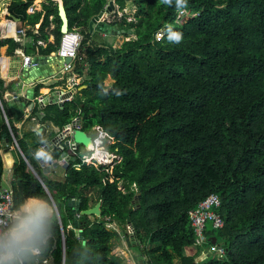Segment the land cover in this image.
Returning a JSON list of instances; mask_svg holds the SVG:
<instances>
[{
  "label": "trees",
  "instance_id": "obj_1",
  "mask_svg": "<svg viewBox=\"0 0 264 264\" xmlns=\"http://www.w3.org/2000/svg\"><path fill=\"white\" fill-rule=\"evenodd\" d=\"M111 1L117 13L128 3L137 7L133 22L123 17L109 25L136 36L121 48L90 43V23ZM64 2L69 31L83 39L75 71L88 74V89L64 107L46 106L42 122L63 129L80 118L93 137L107 134L116 158L104 165L70 152L76 160L66 176L44 174L35 161L39 143L32 134L20 138L19 123L7 114L0 78L9 121L8 127L0 105V189L10 167L15 204L47 195L59 205L62 222L45 256L53 264H126L114 251L123 238L133 247L130 228L142 264H264V0H187L184 8L175 0ZM31 5L14 0L11 12L32 18L35 27L43 13L28 17ZM184 10L190 15L180 23ZM43 12L40 37L33 38L34 44L55 38L41 51L50 56L61 44L63 23L55 0L44 3ZM51 17L55 28L48 34ZM162 31L166 35L157 41ZM172 32L182 34L179 43L170 39ZM9 44L18 48L7 40L0 49ZM109 78L115 85L105 94ZM47 89L38 85L35 97ZM117 89L122 95H115ZM14 139L43 183L28 171ZM59 155L55 150L51 158ZM211 194L221 199L224 228H208V245L217 239L225 259L215 255L197 263L183 255L196 240L189 213ZM99 201V220L81 216Z\"/></svg>",
  "mask_w": 264,
  "mask_h": 264
},
{
  "label": "crops",
  "instance_id": "obj_2",
  "mask_svg": "<svg viewBox=\"0 0 264 264\" xmlns=\"http://www.w3.org/2000/svg\"><path fill=\"white\" fill-rule=\"evenodd\" d=\"M13 1L14 0H0V41L9 40V41H12L13 44L18 45V48H15L12 44H9L0 49V78L5 81V88H6L5 94L8 96V102L14 99H17V98H23L26 106H25V112L22 115L23 113L22 108L18 109L19 112L12 113L7 103V107H6L7 114L9 115L11 121L15 123H19L20 138H22L24 135L32 134V136L35 137L36 142L39 143L40 145L39 149H43V147L52 145L53 141L56 140L59 137V135H62L64 133V129L71 125L66 126L65 128L61 129V128L54 126L51 123L42 122V119L44 118L43 109L45 107L42 108L40 105L41 98L46 97L47 94L54 92V91L55 92L57 91L74 92V90H77L74 96L71 97L70 100H68V101H73L79 94L80 96H82L83 95L82 93H84L88 89V87L85 86V83L89 79V76L87 73L84 75H80L75 71V69L74 71L70 73L64 74L62 72L65 66V63L63 60L58 59L56 57L57 52L50 55V56H53V58H50V56H43L41 54V51L46 49L48 44L55 43V38L53 36L50 35L47 42L39 40L36 42V44H34L33 36H36L37 38L40 37V29H41V25L43 23V19L45 16V13L43 12V5L41 4L31 5L29 9L27 10L28 17H34L35 15H39L43 13L40 22L35 27H33L30 24L32 18L23 20L21 18H18L16 15H14L11 12V4L13 3ZM21 1L27 2V0H21ZM40 1L41 0H39V2ZM55 2L57 1L55 0ZM31 8L34 9V12H31ZM13 17L18 19V21H16ZM52 21H53V17L50 18V22H51L50 29L46 30L48 34L50 31L54 30L55 28ZM25 57H31L32 60L35 58H39L40 60L45 61L46 63L45 72L52 73V74L57 73V74H55L54 77H52L51 79L43 81L42 83H37L35 85H29L26 89H23L21 87L18 88L17 86H22V82H20L18 78L20 76L22 68L24 67ZM75 68H76V64H75ZM54 82L62 83V85L54 86V88L52 89L48 88L47 90H42L40 91L41 97L39 98L35 97V89L38 85L43 84L45 86H48L50 84H53ZM106 84L110 90H108V88H105V89L107 90V92H110L115 85V81L112 78H109ZM14 86H16V88H14ZM86 87L87 89H85ZM30 89H33V90H30ZM31 96H33V99H30ZM0 105H1V110H2L5 123L9 127V121H8L7 114H6V109L3 107L1 101H0ZM53 105H59V104H53ZM61 107H64V106H61ZM37 108H39L41 112L37 114L36 116H33L34 110ZM77 120L81 121V119L78 118L74 120L73 122L76 123ZM52 138L53 140H50ZM15 141L16 140L14 139V142ZM33 143H35V141H33ZM65 143L66 142L63 143L64 146H65ZM18 147L19 148L17 149L19 153L21 154L24 161L27 163L28 168L31 170L30 173L32 174V172H34L36 175L40 176V174L37 173L34 167L32 166L31 162L26 158L20 146ZM38 150L35 155L36 156L35 161L39 164L44 174L50 177H56L57 175H58L57 177H61L59 176V173H62L64 171V175H62V177L67 175V170L69 166L64 169V167H59L57 165L50 164L51 160L58 159V157L55 159L51 158L55 151L51 155L46 151H45V154L43 155L41 154L37 155ZM49 150H51V148H49ZM56 150H59V149H56ZM80 151H82L81 153H84V154L87 153L88 155V152L85 150L83 146L73 151L66 149L64 151L65 153L62 152V154L75 152V154L83 155V154H80ZM87 155L82 156L83 159ZM6 170L7 171L3 179L4 184L1 189L12 187L15 191L16 183L14 179V170L10 167H8ZM41 183H43V181ZM6 184L8 186H6ZM61 222H62V218H61ZM130 241L133 244V247H130L128 242L125 241L126 242L125 243L122 239L121 245L118 246L116 249L119 250L118 248H121L123 246L126 247V249L128 248L134 249V244H136V239L132 241L131 235H130ZM63 242H64V247L66 248L65 235H63ZM116 249L114 251V255L121 257V255L118 254ZM119 251L121 252V254L125 253V252H122L121 250ZM196 251L197 250L193 247L186 248L183 250V255L187 258H192L193 255L197 253ZM129 257L130 258L128 259V261H126L123 257L122 258L125 260L126 264H133L132 253L130 254ZM52 264H53V258H52Z\"/></svg>",
  "mask_w": 264,
  "mask_h": 264
},
{
  "label": "clouds",
  "instance_id": "obj_3",
  "mask_svg": "<svg viewBox=\"0 0 264 264\" xmlns=\"http://www.w3.org/2000/svg\"><path fill=\"white\" fill-rule=\"evenodd\" d=\"M162 2L170 5L173 0ZM175 3L177 8H184L187 0ZM170 39L179 43L182 34L172 32ZM115 95L122 93L117 89ZM60 221L59 205L47 195L26 197L0 211V264H40L56 239Z\"/></svg>",
  "mask_w": 264,
  "mask_h": 264
},
{
  "label": "built area",
  "instance_id": "obj_4",
  "mask_svg": "<svg viewBox=\"0 0 264 264\" xmlns=\"http://www.w3.org/2000/svg\"><path fill=\"white\" fill-rule=\"evenodd\" d=\"M31 12H34V9L31 8ZM188 12H182L180 15V23H184V19H188L189 17ZM165 35L163 32H160L156 39L157 41H162L164 39ZM83 39L81 35L77 32H68L66 35H63L61 44H59V49L56 53V57L61 60H71V63L65 64L63 68L64 74L70 73L74 71L75 64L79 60V56L81 53V43ZM24 67L31 68L32 67V58L31 57H25L24 58ZM77 122V121H76ZM82 122V120H81ZM83 124L80 123L79 126H77V129H82ZM70 130H73V126L70 127ZM83 130V129H82ZM101 138L107 137L106 133H100ZM94 140L97 144V147H99V142L101 139L99 137L95 138ZM66 142V140H62L61 143H57L54 145V148L52 150H49L48 153H53L56 149L61 150L63 143ZM15 146L19 148L17 142L15 141ZM45 147H43L44 149ZM62 151V150H61ZM73 151V150H72ZM64 152V151H62ZM65 153V152H64ZM63 153V154H64ZM59 155L58 159L51 160L50 164L57 165L59 167L67 168L72 162L76 160L73 154L66 153L64 155ZM96 160L94 157V153H91V155H87L84 157L85 162H91ZM15 205V191L11 188H5L0 190V211H4L7 208H10ZM222 206V202L220 197L217 194H211L210 196L206 197L202 202L198 204L196 208L190 211L189 213V220L191 222V227L195 234V243L193 248L196 250H199V254L195 253L192 258H194L195 262L202 263L204 260L211 258L212 256H215L216 254L221 255V259H225V252L223 250H220L214 246L208 245V239L206 233L208 232V228H212L213 230H221L224 228V221L222 217L220 216L219 210ZM197 252V251H196ZM205 255V258L201 261H198L202 258V256ZM40 264H52V257L51 256H44L40 260Z\"/></svg>",
  "mask_w": 264,
  "mask_h": 264
},
{
  "label": "water",
  "instance_id": "obj_5",
  "mask_svg": "<svg viewBox=\"0 0 264 264\" xmlns=\"http://www.w3.org/2000/svg\"><path fill=\"white\" fill-rule=\"evenodd\" d=\"M58 3V9H59V18H61L63 27H62V32L61 35H66L69 32V18L66 12V5L64 0H56ZM115 9V2L111 1L109 5L104 9V12H102L98 17L94 18L93 21L90 23V33L92 34L94 32V27L95 25L101 23V20L103 17L110 12H113ZM14 18V17H13ZM16 21L18 19L14 18ZM130 34H133V32H130ZM50 58H53V56H50ZM55 58V56H54ZM65 64L71 63V60H63ZM45 67L46 63L43 60H40L39 58H35L32 60V67L31 68H26L23 67L22 71L19 76V81L22 82V86H17L18 88H23L26 89L29 85H35L37 83H42L43 81L49 80L52 77H54L55 74L52 73H46L45 72ZM16 88V86H14ZM87 89V87L85 88ZM33 90V89H30ZM77 92V90H74V92H62V91H57V92H51L46 95V97L41 98L40 100V105L42 108L48 106V105H53V104H59L61 106H64L65 102L70 100L71 97L74 96V94ZM30 99H33V96L30 97ZM25 102L23 98H17L14 99L10 102H8V107L11 110L12 113L19 112V108H22V115L25 112ZM81 123L80 120H77L76 123H74L73 130H70V127H66L64 129V133L62 135H59V137L53 141L52 145H48L44 149H39L38 154H45V151L48 152L49 148L51 150L54 148V145L57 143H61V141L66 140V145L62 146L61 150L65 151L66 149L68 150H76L83 146L85 150L88 153H95L97 144L94 140V137L89 133L85 132L82 129H77V126ZM50 155L52 154L51 152L49 153ZM34 177H36L39 181L42 182L41 178L39 175H36L34 172H32ZM136 199V198H135ZM101 205L102 202L99 201V203L92 207L89 208L88 210L83 211L81 216H87V217H95L96 219L101 218ZM78 211V209H76ZM75 211V213H76ZM131 239L132 241L135 240V235L131 231ZM212 246L218 248V249H223L222 246L217 244V239H213L212 241Z\"/></svg>",
  "mask_w": 264,
  "mask_h": 264
},
{
  "label": "rangeland",
  "instance_id": "obj_6",
  "mask_svg": "<svg viewBox=\"0 0 264 264\" xmlns=\"http://www.w3.org/2000/svg\"><path fill=\"white\" fill-rule=\"evenodd\" d=\"M27 1H32V5H35V4L43 5V3L48 2V0H41L40 2H39V0L38 1L27 0ZM117 10H118V7H116L113 10V12H110L109 14L105 15L103 17V19L101 20V23L95 25L94 32L92 34L90 33V37H91L90 43L95 44L97 46H109V47L114 46L115 48H121L125 42L136 39V36L134 34H130V32H129V35L127 36L125 32H121L119 29L114 28V27L111 28V27H109V25L111 23H114V22L119 23L123 17H127L129 22H133L135 20L136 14H137V7L134 6L132 3H128L126 6V9L124 10V13H117ZM187 20L188 19H184L183 22H185ZM162 32L164 35H166L165 31H162ZM61 85H62V83L54 82L53 84H50L47 87L49 89H52V88H54V86H61ZM105 88H108L107 84H106ZM108 90H110V89L108 88ZM70 125L74 127V122H72V124H70ZM99 139H101L100 141H103V143L99 142V144H100V148H102L104 151L101 149L98 150V152L101 156L96 158V161L99 164H104V165L110 164L111 162H113V160L116 158V156L114 154H111L110 151L108 150L106 138H104V137L101 138V136L99 134ZM50 140H53V138ZM65 145H66V143H65ZM88 155H91V153H88ZM94 155H95V153H94ZM29 172H31L30 169H29ZM42 172H43V170H42ZM62 175H64V171L62 173H59V176H62ZM6 186H8V185L6 184ZM135 201H137V198L135 199ZM112 229L121 233L120 229L118 227H116L115 225L112 226ZM128 233L130 235H132L130 228H128ZM123 241L125 242L126 240H124V238H123ZM135 248H136V244H134V249H132V248L126 249V247H124V246L121 248H118L119 250H121L122 252H125V253L121 254V252L117 249H116V251L126 261H128V259L130 258L129 256L132 253L133 264H142V255L140 252L141 248H139L137 250ZM125 254H126V256H125ZM216 257L221 259L220 254H216Z\"/></svg>",
  "mask_w": 264,
  "mask_h": 264
},
{
  "label": "bare ground",
  "instance_id": "obj_7",
  "mask_svg": "<svg viewBox=\"0 0 264 264\" xmlns=\"http://www.w3.org/2000/svg\"><path fill=\"white\" fill-rule=\"evenodd\" d=\"M99 145H100V144H99ZM99 149L103 150L102 148H100V146L97 147V148H96V151H95V155H94L95 158H98V157L101 156V155L99 154V152H98ZM103 151H104V150H103ZM103 153H104V152H103Z\"/></svg>",
  "mask_w": 264,
  "mask_h": 264
}]
</instances>
